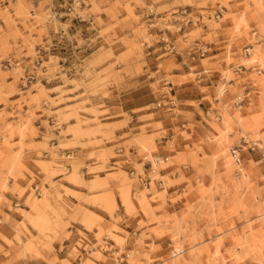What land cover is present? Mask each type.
<instances>
[{
  "label": "rangeland",
  "instance_id": "1",
  "mask_svg": "<svg viewBox=\"0 0 264 264\" xmlns=\"http://www.w3.org/2000/svg\"><path fill=\"white\" fill-rule=\"evenodd\" d=\"M58 1L0 0V264H264V0Z\"/></svg>",
  "mask_w": 264,
  "mask_h": 264
},
{
  "label": "built area",
  "instance_id": "2",
  "mask_svg": "<svg viewBox=\"0 0 264 264\" xmlns=\"http://www.w3.org/2000/svg\"><path fill=\"white\" fill-rule=\"evenodd\" d=\"M82 5V0H59L58 3H57V8L56 7L54 8V14H57L59 13L61 16L62 15H70V14H74V17L73 18H77L75 17L76 16V12H75V8L76 7H79ZM247 51V49H245ZM40 53V50H37V54ZM207 53V49L206 48H203L202 45H199V44H195L193 46H191L190 48H188L185 52V55L196 60V59H199L200 57H204V55ZM40 56V55H39ZM4 65L5 67H12L14 65V62L11 61V59H8L6 61H4ZM29 77H24L22 80H23V83L27 84L28 82L31 83V79L29 80ZM246 92L244 93L243 96H237L235 101L233 102L235 105H242V104H245L247 102V99L246 97L250 94V91L249 90H245ZM245 142V140H244ZM249 148L251 150H254L256 148V146L253 144V145H250ZM230 155L232 157V159L234 160L235 163H241L242 161V155H243V144H239L237 146H234L231 148L230 150ZM154 160H157V157H153ZM150 166H151V163L149 161H147ZM134 171L131 172V174H133ZM139 179L146 183L147 180H149L150 182V179H148L147 177H145V175H139L138 176Z\"/></svg>",
  "mask_w": 264,
  "mask_h": 264
},
{
  "label": "crops",
  "instance_id": "3",
  "mask_svg": "<svg viewBox=\"0 0 264 264\" xmlns=\"http://www.w3.org/2000/svg\"><path fill=\"white\" fill-rule=\"evenodd\" d=\"M18 21H19V23H22V20H21V19H19ZM18 28H19L20 31H23V29H24V27H23L22 24H19V25H18ZM51 38H53V35H52V34L49 35V36H45L44 39H43V42H45V44H48ZM226 41H228V40H227L225 37H222V38L219 40V42H221V43H224V42H226ZM17 43H18L19 46H21V44H22V39H21V38H18V39H17ZM241 70L243 71V69H241ZM245 72H246L247 74H248V73H251V72H249V71H245ZM233 84H234V83H233ZM244 85H245L244 87H246V89H248L249 91L253 90V91H255V92H259V89H257L256 87H255V88H254V87H251L250 84H245V83H244Z\"/></svg>",
  "mask_w": 264,
  "mask_h": 264
}]
</instances>
